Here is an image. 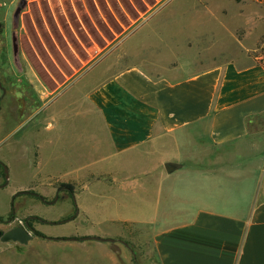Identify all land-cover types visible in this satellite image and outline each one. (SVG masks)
<instances>
[{"label":"crops","instance_id":"1","mask_svg":"<svg viewBox=\"0 0 264 264\" xmlns=\"http://www.w3.org/2000/svg\"><path fill=\"white\" fill-rule=\"evenodd\" d=\"M244 48L238 58L213 59L195 71L161 68L145 59L87 87L84 75L67 86L79 92L67 99V107L57 106L65 87L33 112L27 153L39 173L54 179L40 190L77 193L94 184L131 195L143 175L149 204L157 199L144 220L135 212L119 213L117 222L128 231L119 228L112 237L53 239L40 224L35 228L46 238L33 235L14 249L1 244L0 264H29L30 257L36 264L46 258L40 249L52 245L65 251L96 245L101 257L108 251L117 264H264V62H253L251 49ZM1 94L0 88V114L10 107ZM12 112L9 137L25 128L19 104ZM6 160L0 158L3 165ZM167 163L179 167L169 174ZM12 173L10 168L6 179L0 166V230L5 232L15 226L4 222L11 216L8 202L27 201L29 190L39 188H8ZM172 190H178L180 204L170 203ZM19 192L27 197L18 198ZM37 193L33 196L41 201L38 196L53 191ZM134 203L128 197L119 206ZM83 214L79 209L76 216ZM36 238L38 247L30 244Z\"/></svg>","mask_w":264,"mask_h":264},{"label":"rangeland","instance_id":"2","mask_svg":"<svg viewBox=\"0 0 264 264\" xmlns=\"http://www.w3.org/2000/svg\"><path fill=\"white\" fill-rule=\"evenodd\" d=\"M244 47L251 49L248 54L253 62H264V0H0V83L6 91L4 95L1 89V96L10 106L0 114V158L6 157L9 172L10 168L14 172L8 188L23 184L39 187L37 192L53 191L41 194L49 204L35 199L39 194L33 190H29L28 200L22 203L14 202L15 197L6 206L11 218L5 220L12 219L15 226H24L26 220L34 227L41 224L40 230L53 239L112 237L120 229L127 230L117 221L119 213L128 211L144 220L157 198L153 194L155 201L149 204L151 196H147L149 190L145 191L148 180L143 175L137 178L136 190H130L131 195L94 184L74 194L40 190L54 179L39 173L32 165V153H27L33 138L31 115L84 75L87 77L83 85L87 87L145 59L161 68L181 66L195 71L213 59L238 58L246 51ZM76 94L79 92L72 88L62 91L57 106L67 107V99ZM18 104L25 128L9 137L6 131L12 127V110ZM16 142L26 145V149L22 151L23 147L19 148ZM161 183L155 181L156 186ZM172 191L174 199L170 203L180 204L175 198L178 190ZM20 193L18 198L27 197ZM128 197L131 201L134 198V207L119 206ZM79 209L88 218L84 214L76 216ZM37 217L45 222H39ZM129 229L131 232L132 228ZM38 242L36 238L30 244L38 247ZM1 244L4 243L0 240ZM5 244L14 249L18 243ZM94 246L90 250L65 251L52 245L40 249L44 260L34 262L119 263L107 256L108 251L101 257L102 247ZM28 263H33L32 257Z\"/></svg>","mask_w":264,"mask_h":264},{"label":"water","instance_id":"3","mask_svg":"<svg viewBox=\"0 0 264 264\" xmlns=\"http://www.w3.org/2000/svg\"><path fill=\"white\" fill-rule=\"evenodd\" d=\"M14 47H15V51H16L17 46L15 45V39H14ZM0 88L3 90L4 95H5L6 91L3 88V86L1 85V83H0ZM178 167L179 166L177 164H174V163L165 164L166 171L169 174L173 173ZM3 171L5 173V178L8 179L9 178V170H8L7 166L3 165ZM40 198H41V200H44L43 197H40ZM32 239H33V235L31 234V232L23 226H15L6 232L0 230V240L3 243L14 242V243H18L21 245H26ZM96 239L102 240L101 238H96Z\"/></svg>","mask_w":264,"mask_h":264},{"label":"flooded vegetation","instance_id":"4","mask_svg":"<svg viewBox=\"0 0 264 264\" xmlns=\"http://www.w3.org/2000/svg\"><path fill=\"white\" fill-rule=\"evenodd\" d=\"M64 188L65 187H61L60 189H64ZM65 191H69L71 194H74L73 191H71L70 189L65 190ZM38 198L41 199L40 196H38ZM42 201H44L46 204H49L47 200H42ZM35 219H37L39 222H45V221L41 220L39 217H37ZM4 222H6L7 224H9L10 222H12V219L6 220V221L4 220ZM23 227H25L26 229H28L31 233L34 234V236H36V234H37L38 231L36 230V228L34 227V225L30 223L29 220H26L25 221Z\"/></svg>","mask_w":264,"mask_h":264},{"label":"trees","instance_id":"5","mask_svg":"<svg viewBox=\"0 0 264 264\" xmlns=\"http://www.w3.org/2000/svg\"><path fill=\"white\" fill-rule=\"evenodd\" d=\"M262 1H263V0H262ZM0 166H1V168H3V164H2L1 162H0ZM71 191H73V190H71ZM36 236L46 238L43 234H41V233H39V232H37Z\"/></svg>","mask_w":264,"mask_h":264}]
</instances>
